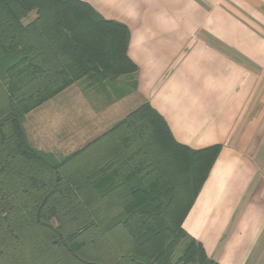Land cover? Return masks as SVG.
<instances>
[{
    "label": "trees",
    "instance_id": "16d2710c",
    "mask_svg": "<svg viewBox=\"0 0 264 264\" xmlns=\"http://www.w3.org/2000/svg\"><path fill=\"white\" fill-rule=\"evenodd\" d=\"M130 37L85 0H0V264H220L183 224L221 143L179 142L150 102L62 157L28 138L76 81L136 72Z\"/></svg>",
    "mask_w": 264,
    "mask_h": 264
},
{
    "label": "crops",
    "instance_id": "0c3cea01",
    "mask_svg": "<svg viewBox=\"0 0 264 264\" xmlns=\"http://www.w3.org/2000/svg\"><path fill=\"white\" fill-rule=\"evenodd\" d=\"M85 1L131 32L111 107L150 102L179 142L222 144L186 231L220 264H264V0Z\"/></svg>",
    "mask_w": 264,
    "mask_h": 264
},
{
    "label": "rangeland",
    "instance_id": "374dc122",
    "mask_svg": "<svg viewBox=\"0 0 264 264\" xmlns=\"http://www.w3.org/2000/svg\"><path fill=\"white\" fill-rule=\"evenodd\" d=\"M35 17L36 12H31L24 22ZM112 82L84 77L29 112L24 126L32 145L62 157L108 131L124 112L111 107Z\"/></svg>",
    "mask_w": 264,
    "mask_h": 264
}]
</instances>
